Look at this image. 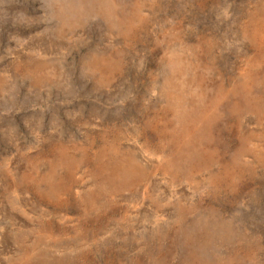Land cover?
Returning a JSON list of instances; mask_svg holds the SVG:
<instances>
[{
  "label": "rangeland",
  "instance_id": "rangeland-1",
  "mask_svg": "<svg viewBox=\"0 0 264 264\" xmlns=\"http://www.w3.org/2000/svg\"><path fill=\"white\" fill-rule=\"evenodd\" d=\"M0 264H264V0H0Z\"/></svg>",
  "mask_w": 264,
  "mask_h": 264
},
{
  "label": "bare ground",
  "instance_id": "bare-ground-1",
  "mask_svg": "<svg viewBox=\"0 0 264 264\" xmlns=\"http://www.w3.org/2000/svg\"><path fill=\"white\" fill-rule=\"evenodd\" d=\"M68 5V4H67ZM67 17V16H66ZM168 107V106H167ZM172 108V107H171Z\"/></svg>",
  "mask_w": 264,
  "mask_h": 264
}]
</instances>
